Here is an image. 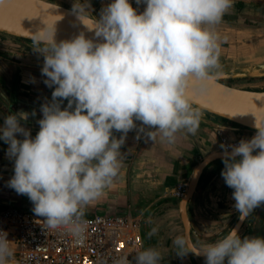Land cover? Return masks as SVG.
I'll use <instances>...</instances> for the list:
<instances>
[{
  "label": "clouds",
  "instance_id": "1",
  "mask_svg": "<svg viewBox=\"0 0 264 264\" xmlns=\"http://www.w3.org/2000/svg\"><path fill=\"white\" fill-rule=\"evenodd\" d=\"M136 3L146 5L143 12L130 0H111L101 9L92 28L103 42L83 33L57 42L54 26L38 32L35 50L44 58V83L54 88L51 101L41 105L34 138L21 124L28 119L25 112L7 115L0 127V140L15 160L9 186L27 195L33 212L51 229L83 234L84 209L118 176L130 131L136 130L138 139L143 133L154 141L159 134L162 142L173 143L181 130L194 135L199 129L201 112L192 106L188 88L197 82L205 92L215 78L220 48L214 26L233 0ZM88 8L84 2L73 10L82 20L80 13ZM255 117L256 134L229 146L230 152L225 148L221 172L241 220L264 204V115ZM156 232L152 228L149 235ZM173 245L178 256L202 254L206 264H264V237L241 238L235 229L203 248L183 236ZM12 256L7 234L0 232V264ZM162 259L158 249L148 247L118 264Z\"/></svg>",
  "mask_w": 264,
  "mask_h": 264
},
{
  "label": "crops",
  "instance_id": "2",
  "mask_svg": "<svg viewBox=\"0 0 264 264\" xmlns=\"http://www.w3.org/2000/svg\"><path fill=\"white\" fill-rule=\"evenodd\" d=\"M130 3L138 13L146 7L144 4L137 5L136 0H130ZM19 54L25 55L22 52ZM43 63V56L7 54L6 58L0 55V127L7 115L25 112L29 114L28 119L21 124L30 130L33 138L36 136L38 121L42 118L41 105L51 101L54 90L44 83L46 77L41 75ZM257 91H264V88ZM67 103L64 100L62 108L67 107ZM114 134L119 138L120 133ZM220 135L199 125L194 135L181 130L173 143H167L162 142L159 134L152 141L143 133L138 139L137 131H130L121 148L123 157L118 176L111 186L104 189L100 198L84 209L83 218L131 213L140 219L143 236L145 213L160 205L152 213L150 231L156 228L157 232L150 235V244L161 252V264H206V258L190 252L183 257L176 254L173 240L177 236L184 237V228L179 210L180 198L174 196V191L179 185L186 187L195 169L206 157L221 151ZM227 135V143L235 137ZM17 138L23 139V136ZM8 148L9 145L0 140V210L21 208L33 211L34 205L27 195L18 194L9 186L14 176L15 160L8 155ZM223 169L202 174L191 201L193 226L199 234L211 236L212 243L227 235L228 226L238 215L232 198L233 189L225 184L221 175ZM255 233L264 237V204L254 209L238 231L241 238L255 236Z\"/></svg>",
  "mask_w": 264,
  "mask_h": 264
},
{
  "label": "water",
  "instance_id": "3",
  "mask_svg": "<svg viewBox=\"0 0 264 264\" xmlns=\"http://www.w3.org/2000/svg\"><path fill=\"white\" fill-rule=\"evenodd\" d=\"M60 1V0H58ZM83 3L87 0H81ZM89 3V2H88ZM3 10L0 15V34L25 41L36 43L38 32L54 26L55 39L57 42L70 40L84 34L86 39L95 42H103L102 38L96 37L93 22L99 17L97 12L89 4L87 13H80L81 20L73 9L45 1V0H5L0 4ZM54 19L55 23H48ZM219 69H227L226 72L217 73L215 78L208 84L207 90L201 92L200 85L192 82L188 88L192 106L201 112L200 125L220 134H233L236 139H251L257 132L255 127L256 117L264 115V91H250L231 87L223 83L229 79H253L264 77V64L250 66H222ZM246 108V111H238ZM227 151H231V148ZM225 150L210 154L201 164L197 166L193 175L186 184L185 194L179 199L180 217L184 228V237L196 248H203L209 244H198L205 242L212 244L211 236L199 234L192 223L191 201L199 184L202 174H210L219 170L224 165ZM160 205L149 209L143 219L144 248L151 247L150 222L152 213ZM248 218V217H247ZM239 214L228 226L231 229H241L244 222ZM228 231V232H229ZM223 232H225L223 230ZM228 234V233H227ZM255 236H260L255 233ZM191 254L205 258L204 255Z\"/></svg>",
  "mask_w": 264,
  "mask_h": 264
},
{
  "label": "built area",
  "instance_id": "4",
  "mask_svg": "<svg viewBox=\"0 0 264 264\" xmlns=\"http://www.w3.org/2000/svg\"><path fill=\"white\" fill-rule=\"evenodd\" d=\"M233 1L264 3V0ZM185 189V185H179L174 196L181 198ZM83 219L85 231L77 237L65 228H49L44 223L46 218L33 211L0 210V232L7 234L13 251L6 264H118L121 257L127 256L132 261L137 251L144 250L140 219L131 213Z\"/></svg>",
  "mask_w": 264,
  "mask_h": 264
},
{
  "label": "rangeland",
  "instance_id": "5",
  "mask_svg": "<svg viewBox=\"0 0 264 264\" xmlns=\"http://www.w3.org/2000/svg\"><path fill=\"white\" fill-rule=\"evenodd\" d=\"M70 9L75 5L81 7V0H65L61 4L58 0H45ZM99 15L101 9L111 0H87ZM87 13V9L83 12ZM218 36L220 48L219 64L222 66H250L264 64V3L254 4L233 1L231 9L223 16L221 22L214 26ZM36 43L0 34V55L7 58V54L17 57L42 56L35 50ZM22 52L25 55L19 54ZM227 69H215L213 72H226ZM224 84L240 89L264 88V77L253 79H229ZM221 134L219 143L227 147L238 144L241 140ZM222 147L221 150H225ZM230 148V147H229ZM228 150V149H227Z\"/></svg>",
  "mask_w": 264,
  "mask_h": 264
},
{
  "label": "snow or ice",
  "instance_id": "6",
  "mask_svg": "<svg viewBox=\"0 0 264 264\" xmlns=\"http://www.w3.org/2000/svg\"><path fill=\"white\" fill-rule=\"evenodd\" d=\"M28 2V0H26V3ZM2 12H3V10L2 9H0V15H2ZM48 23H55V20L54 19H50L49 21H48ZM246 110H248V109H246V108H240V109H238V111H246Z\"/></svg>",
  "mask_w": 264,
  "mask_h": 264
},
{
  "label": "flooded vegetation",
  "instance_id": "7",
  "mask_svg": "<svg viewBox=\"0 0 264 264\" xmlns=\"http://www.w3.org/2000/svg\"><path fill=\"white\" fill-rule=\"evenodd\" d=\"M54 1V0H53ZM61 4H65V0H62L61 1ZM69 6H71V8H73L74 7V5H69ZM76 7V6H75ZM77 8V7H76Z\"/></svg>",
  "mask_w": 264,
  "mask_h": 264
},
{
  "label": "trees",
  "instance_id": "8",
  "mask_svg": "<svg viewBox=\"0 0 264 264\" xmlns=\"http://www.w3.org/2000/svg\"><path fill=\"white\" fill-rule=\"evenodd\" d=\"M246 90H250V91H257V89H246Z\"/></svg>",
  "mask_w": 264,
  "mask_h": 264
}]
</instances>
